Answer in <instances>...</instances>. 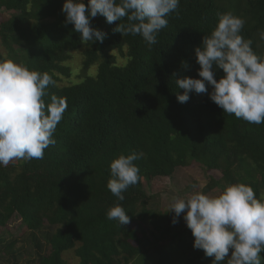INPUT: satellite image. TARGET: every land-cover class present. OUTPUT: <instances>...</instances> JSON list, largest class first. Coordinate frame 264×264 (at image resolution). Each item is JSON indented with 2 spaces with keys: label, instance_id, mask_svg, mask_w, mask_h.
I'll use <instances>...</instances> for the list:
<instances>
[{
  "label": "trees",
  "instance_id": "trees-1",
  "mask_svg": "<svg viewBox=\"0 0 264 264\" xmlns=\"http://www.w3.org/2000/svg\"><path fill=\"white\" fill-rule=\"evenodd\" d=\"M63 3L0 0V11L10 13L0 18V59L47 72L55 86H49L45 102L55 95L67 103L56 144L42 159L0 166V226L18 216L19 235L31 231L36 241L34 233L44 232L49 252L27 264H65L62 253L72 248L78 264H212L214 257L193 247L182 215L173 224V213L154 209L143 183L195 163L209 177L199 191L216 195L226 184L243 182L264 198V124L223 113L207 93L190 92L189 100L179 103L177 93L184 90L175 83L200 78L195 48L223 13L245 21L241 35L264 58V0H180L151 47L140 35L115 30L126 18L110 24L100 14L91 26L106 38L84 45L74 25L65 23ZM80 49L81 79L61 84L70 76L71 52ZM115 52L124 64L117 63ZM223 75L216 70V79ZM206 86L210 93L212 86ZM133 152L143 154L134 161L142 179L119 201L107 188L110 164ZM116 204L130 217L122 227L107 218ZM16 240L0 237V264L13 258ZM34 245L40 248L39 241Z\"/></svg>",
  "mask_w": 264,
  "mask_h": 264
},
{
  "label": "clouds",
  "instance_id": "clouds-1",
  "mask_svg": "<svg viewBox=\"0 0 264 264\" xmlns=\"http://www.w3.org/2000/svg\"><path fill=\"white\" fill-rule=\"evenodd\" d=\"M180 0H64L65 23L74 25L80 41L87 45L103 42L106 33L91 26L97 14L108 23L125 19L116 31L140 35L149 47L168 25L167 17L177 11ZM245 21L232 13L219 15L217 26L195 48L200 78L175 79L179 103L189 100V93H207L223 113L248 123L264 124V58L241 35ZM264 38V33H261ZM187 67V65H184ZM224 75L216 79V70ZM176 75L175 73L173 74ZM55 80L47 72L29 69L12 59H0V166L18 159H42L44 151L55 145L54 134L67 109L66 99L52 95L46 103L49 86ZM212 91L208 92V87ZM142 153L119 155L110 164L107 188L119 201L123 193L142 178L134 161ZM193 185V188H196ZM168 212L172 223L183 220L194 237L193 247L214 257L212 264H264V198L258 199L253 188L243 182L226 184L216 195L202 191L172 198ZM109 220L127 225L130 217L116 204L107 212ZM231 255L229 257V251Z\"/></svg>",
  "mask_w": 264,
  "mask_h": 264
},
{
  "label": "rangeland",
  "instance_id": "rangeland-1",
  "mask_svg": "<svg viewBox=\"0 0 264 264\" xmlns=\"http://www.w3.org/2000/svg\"><path fill=\"white\" fill-rule=\"evenodd\" d=\"M0 12V18L10 15L7 11ZM116 56L117 63L124 64L125 59L121 58L117 53ZM82 60V49L71 52L70 59L66 62L70 68V76L68 78L63 77L60 82L61 84L78 82L81 79V75L83 74L81 68ZM95 71L96 65H93L88 72L94 74ZM18 160L12 162H18ZM208 180L209 177L207 172L198 164L193 163L187 167L178 168L170 177L156 178L148 184L144 182L143 185L147 193L154 197V203H152L151 206L154 205V209L162 211L168 210L173 197H186L194 191H199V188L203 187ZM196 184L198 187L193 188V185ZM181 215V223L183 226H186L183 220V213ZM21 226L23 225H21L18 216H13L5 226H0V237H3L4 241L11 240L14 236H17L14 256L9 263L4 262L3 264H27L29 260H34L38 253L47 254L49 252V246L46 244L44 236L42 235V233H44L43 231L34 233V239L40 243V248H38L34 245L36 241L33 240L31 231L19 235ZM62 258L65 264H78V258L75 255L74 248L62 253ZM130 264H133V262Z\"/></svg>",
  "mask_w": 264,
  "mask_h": 264
}]
</instances>
